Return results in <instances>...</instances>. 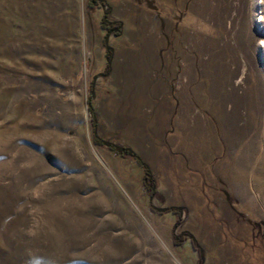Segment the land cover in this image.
Wrapping results in <instances>:
<instances>
[{
    "label": "rangeland",
    "instance_id": "rangeland-1",
    "mask_svg": "<svg viewBox=\"0 0 264 264\" xmlns=\"http://www.w3.org/2000/svg\"><path fill=\"white\" fill-rule=\"evenodd\" d=\"M88 1L0 0V264H264V0Z\"/></svg>",
    "mask_w": 264,
    "mask_h": 264
},
{
    "label": "trees",
    "instance_id": "trees-1",
    "mask_svg": "<svg viewBox=\"0 0 264 264\" xmlns=\"http://www.w3.org/2000/svg\"><path fill=\"white\" fill-rule=\"evenodd\" d=\"M97 1L98 0H89L88 2L89 3H94L95 5H96V3H97ZM100 24H101V27L104 29V30H106V29H110V28H112V26H114L115 24L114 23H111L109 20H108V18H107V11H104V13L102 14V17H101V19H100ZM119 30H120V27H119V25H118V27H116V29H115V34L116 35H118L119 34ZM106 34L104 35V37H103V43H104V45H105V49H106V52L107 53H110L111 52V48L107 45V43H106ZM93 95H92V93L90 92V95H89V97H88V100H87V105H88V110L90 111V113H91V117H92V125H93V128H95V126H96V117H95V114H94V109H93V105H92V103H91V100H92V97ZM94 136H95V141L97 142V143H104V144H106V145H108V147L110 148V149H116L117 148V145H114V144H110V143H107V142H105V141H103L101 138H98L95 134H94ZM120 152L121 153H125V154H130L135 160H136V162L140 165V166H142V168H143V177H144V180H147L148 178H150V171H149V169H148V166L146 165V163H144L141 159H140V157L133 151V150H131L129 147H121V149H120ZM150 190H151V192L153 193V191H154V188L153 187H150ZM177 208H174V207H166V208H164V209H162V211H173V210H176ZM178 241L177 242H175V243H180V242H182V240H183V237L182 236H180L178 239H177ZM192 244H193V246L194 247H196L199 251H200V247L198 246V244L196 243V241L192 238ZM201 261H202V258L200 257L199 258V260H198V263H201Z\"/></svg>",
    "mask_w": 264,
    "mask_h": 264
},
{
    "label": "flooded vegetation",
    "instance_id": "flooded-vegetation-1",
    "mask_svg": "<svg viewBox=\"0 0 264 264\" xmlns=\"http://www.w3.org/2000/svg\"><path fill=\"white\" fill-rule=\"evenodd\" d=\"M97 3H100L101 6L105 4L104 0H98ZM106 11H107V10H106ZM107 15H108V11H107ZM118 24H119V23H118ZM116 27H118V25H114V26H112V28H110L109 30L106 29L105 31H106V32H111V33H113L114 35H116L115 32H114L115 29H116ZM107 60H108V59H107Z\"/></svg>",
    "mask_w": 264,
    "mask_h": 264
}]
</instances>
